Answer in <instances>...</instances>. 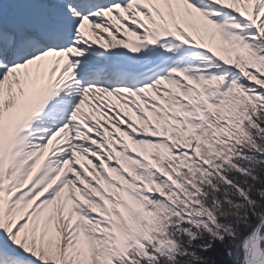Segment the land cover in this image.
Masks as SVG:
<instances>
[{
  "label": "snow or ice",
  "instance_id": "snow-or-ice-1",
  "mask_svg": "<svg viewBox=\"0 0 264 264\" xmlns=\"http://www.w3.org/2000/svg\"><path fill=\"white\" fill-rule=\"evenodd\" d=\"M0 264H264V0H3Z\"/></svg>",
  "mask_w": 264,
  "mask_h": 264
},
{
  "label": "bare ground",
  "instance_id": "bare-ground-1",
  "mask_svg": "<svg viewBox=\"0 0 264 264\" xmlns=\"http://www.w3.org/2000/svg\"><path fill=\"white\" fill-rule=\"evenodd\" d=\"M3 2V0H0V3H2Z\"/></svg>",
  "mask_w": 264,
  "mask_h": 264
}]
</instances>
